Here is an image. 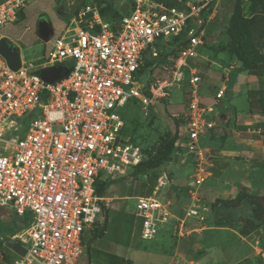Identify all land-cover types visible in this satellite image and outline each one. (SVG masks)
Returning <instances> with one entry per match:
<instances>
[{"label": "built area", "instance_id": "2783aa9c", "mask_svg": "<svg viewBox=\"0 0 264 264\" xmlns=\"http://www.w3.org/2000/svg\"><path fill=\"white\" fill-rule=\"evenodd\" d=\"M25 1L0 2V29L16 21ZM130 1L128 12L112 23L86 6V23L73 19L41 63L25 64L19 54L20 66L13 70L0 54V144L6 152L0 153V207L29 221L24 237H11L23 247L27 244L25 254H15L10 261L1 258L2 264L76 263L84 250L83 232L103 222L102 216L96 224L110 201L96 184L107 182L104 175L124 174V168L132 169L145 158L139 144L124 138L119 108L135 101L147 117L152 103L183 81L189 99L176 145L194 158L192 203L178 214L168 200L158 198L169 183L162 171L150 195L135 197L134 215L141 221L140 238L146 241L164 225L183 237L189 234L190 220L204 222L207 208L200 205L196 187L209 176L206 162L211 152L200 138L218 114L214 104L201 102L200 70L192 61L200 56L204 27L216 14L219 0H177L181 8L155 0ZM170 37H182V44L152 64L166 70V78L147 71L141 82L143 62L157 58L155 44ZM68 60L73 65L63 77L52 82L40 77L41 68H66ZM224 91L220 87L216 99ZM28 112L35 116L21 133L18 120Z\"/></svg>", "mask_w": 264, "mask_h": 264}, {"label": "rangeland", "instance_id": "374dc122", "mask_svg": "<svg viewBox=\"0 0 264 264\" xmlns=\"http://www.w3.org/2000/svg\"><path fill=\"white\" fill-rule=\"evenodd\" d=\"M234 0H219L216 14L205 25V38L203 45H210L219 41H225V25L230 16ZM242 13L247 17H254L255 21L251 26L253 43L264 53V9L257 6L254 11H250L249 0L240 1ZM86 6L95 8L99 15L108 22L120 19L131 6L130 0H26L24 7L20 10L18 18L14 22L6 23L0 29V34L8 38L24 60L25 64H38L46 60L49 51L52 50L53 42L58 38L67 27L72 25V20H81V24L86 23L88 14L82 15ZM40 17L46 18L51 27L52 33L48 40L39 38L36 25ZM173 37L165 41L157 42L155 50L159 52H168L173 54L171 49L178 47L179 42L173 43ZM169 45L167 42H169ZM200 48V50L203 48ZM203 51L204 48H203ZM206 59L193 60V64L201 71L200 76L205 73V67H208L211 60L218 61L221 65H237L239 62L235 58H229L231 62L225 61V58L219 53H213L206 50L202 53ZM161 58L159 56L157 60ZM203 59V60H202ZM146 62L151 58L145 59ZM225 61V62H224ZM145 61L143 62L144 65ZM67 69L73 65L71 60L64 62ZM151 65V64H150ZM144 68L141 72V82L146 79L147 71L156 76L166 78L167 73L159 66L152 65ZM152 69V70H151ZM187 77V76H186ZM200 86V83H199ZM199 89V88H198ZM168 96L152 103V109L147 117H142L140 105L135 101H129L124 107L119 108V112L125 121L123 129L124 138H130L139 144L146 155H154L160 147L159 136L169 132L174 133V119L180 118L185 112L186 103L189 99V89L186 81L176 83L168 88ZM219 106L215 108L218 110ZM220 111V110H219ZM35 113L28 112L23 118L19 119L22 125L21 133L25 131L30 119ZM56 130L57 128L54 127ZM13 136L18 132H12ZM9 137V135H6ZM203 136V135H202ZM177 146V145H176ZM204 146V145H202ZM205 147V146H204ZM0 153L5 154L0 144ZM186 151L177 146L171 155L169 161H165L156 171H164L168 176L167 185L160 189L158 198L165 201L171 200V207L176 212H181L187 206L188 189H194L192 179V169L189 166ZM190 167V168H189ZM125 173L107 174V182L96 184L97 190L101 196L110 200L102 214L98 215L96 224L103 216L104 220L97 226L93 225L82 234L83 253L77 259L75 264H109L110 256L113 253L122 254L127 249H140L146 243V240L140 238L141 221L134 215L135 197L140 195H150L154 185V175L151 170L141 174H131V168H124ZM208 183L196 187V197L201 204L206 205V217L208 222L212 223V215L208 201L211 199L203 193ZM209 206V207H207ZM241 209L247 212L246 203L243 202ZM29 221L26 218L16 217L11 211L0 209V264L4 257L14 258L15 253L7 246L14 234L26 233V227ZM161 227V233L168 227ZM166 228V229H164ZM170 229V227H169ZM26 247L27 244H24ZM8 261V260H6ZM243 264H254L249 261Z\"/></svg>", "mask_w": 264, "mask_h": 264}, {"label": "crops", "instance_id": "0c3cea01", "mask_svg": "<svg viewBox=\"0 0 264 264\" xmlns=\"http://www.w3.org/2000/svg\"><path fill=\"white\" fill-rule=\"evenodd\" d=\"M205 51L200 50L197 61L206 59L202 55ZM199 83L202 104L219 106L214 126L200 138V144L211 152L206 162L209 176L204 181L208 185L203 190L211 199L209 205L216 198L233 200L241 192L264 195V113L258 104H252L249 110V94L264 89V77L239 70L238 64L224 66L211 60ZM222 86L224 94L216 99L215 94ZM181 141L186 143L184 138ZM185 155L192 169L193 155L187 152ZM187 191L185 208L192 203L188 187ZM166 200L171 211L176 212L170 198ZM186 228L189 234L183 237L174 235L169 228L161 233L162 228L140 249L113 253L109 264H238L244 261L264 264V223L245 235L230 227L215 226L207 217L204 222L190 220Z\"/></svg>", "mask_w": 264, "mask_h": 264}, {"label": "trees", "instance_id": "16d2710c", "mask_svg": "<svg viewBox=\"0 0 264 264\" xmlns=\"http://www.w3.org/2000/svg\"><path fill=\"white\" fill-rule=\"evenodd\" d=\"M155 1L164 3L167 6L182 7L177 0ZM240 1L242 0H234L230 16L226 21L224 29L225 41H219L206 46L203 45V48L215 54H221L225 60L235 58L239 62V70L246 71L249 74L259 77H264V53L253 43L251 34V26L255 19L254 17H247L242 13ZM257 6H261L264 9V0H249L250 11H254ZM173 38V43L179 42L176 46L182 44V37ZM169 43L170 41L167 42L168 45ZM166 51L160 52L161 57L168 54L169 51ZM174 51L175 49H171V52ZM158 60L155 57L151 58L148 62L145 60L144 65L141 67V71ZM252 104H258L261 108V112L264 113V89H259L255 94H249V110ZM181 123L182 120L180 118L174 119V133L166 132L160 135V147L156 153L154 155H149V157L147 156V159L145 155L142 162L132 168L131 174L137 175L147 170H151L154 175L155 184L156 176L159 173V171H156V168L165 161H169L173 151L177 148L176 142L179 139L178 132ZM243 202L246 203L247 212H243L241 209ZM210 211L213 225L230 227L236 229L240 234L245 235L264 223V195H253L241 192L236 198H233V200L216 198L210 206ZM4 258L8 261L11 260L8 255ZM246 262L247 261H244L238 264Z\"/></svg>", "mask_w": 264, "mask_h": 264}, {"label": "water", "instance_id": "95a60500", "mask_svg": "<svg viewBox=\"0 0 264 264\" xmlns=\"http://www.w3.org/2000/svg\"><path fill=\"white\" fill-rule=\"evenodd\" d=\"M36 31L40 39L48 40L51 33L52 27L49 21L40 17L37 21ZM0 54L6 59L7 64L13 70H16L20 66L19 52L18 49L14 46V44L5 36L0 38ZM67 68L62 65L52 66L49 68H41L39 70L40 77L47 82H52L58 78L63 77L67 74ZM7 246L16 254L24 255L25 247H23L20 243L9 240Z\"/></svg>", "mask_w": 264, "mask_h": 264}, {"label": "flooded vegetation", "instance_id": "af4514ba", "mask_svg": "<svg viewBox=\"0 0 264 264\" xmlns=\"http://www.w3.org/2000/svg\"><path fill=\"white\" fill-rule=\"evenodd\" d=\"M0 209H1V207H0Z\"/></svg>", "mask_w": 264, "mask_h": 264}]
</instances>
